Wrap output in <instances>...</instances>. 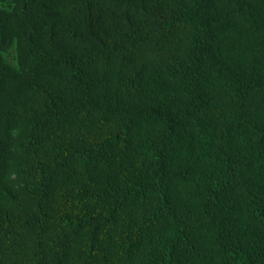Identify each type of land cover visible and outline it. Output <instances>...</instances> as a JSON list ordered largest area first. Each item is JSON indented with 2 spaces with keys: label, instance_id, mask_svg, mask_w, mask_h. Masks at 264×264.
Segmentation results:
<instances>
[{
  "label": "trees",
  "instance_id": "16d2710c",
  "mask_svg": "<svg viewBox=\"0 0 264 264\" xmlns=\"http://www.w3.org/2000/svg\"><path fill=\"white\" fill-rule=\"evenodd\" d=\"M0 264H264V0H0Z\"/></svg>",
  "mask_w": 264,
  "mask_h": 264
}]
</instances>
